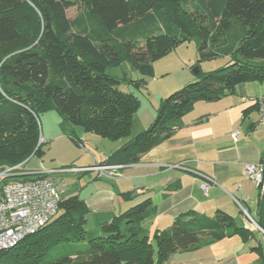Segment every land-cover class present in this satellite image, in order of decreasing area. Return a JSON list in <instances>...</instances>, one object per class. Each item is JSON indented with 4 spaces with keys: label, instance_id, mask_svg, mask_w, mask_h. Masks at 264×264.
Segmentation results:
<instances>
[{
    "label": "trees",
    "instance_id": "obj_1",
    "mask_svg": "<svg viewBox=\"0 0 264 264\" xmlns=\"http://www.w3.org/2000/svg\"><path fill=\"white\" fill-rule=\"evenodd\" d=\"M72 7L81 12L70 21ZM193 39L199 40L198 62L232 61L205 73L195 65L197 79L161 99L152 124L123 142L140 101L122 92L107 69L126 62L153 76L156 61ZM263 82L264 0H0V168L43 156L38 117L45 112L57 113L71 137L81 128L122 141L100 165L126 166L168 139L197 102H215L237 86ZM143 83L133 84L139 89ZM86 214L77 195L62 198L57 216L2 251L0 264H166L178 252L226 237H252L218 210L213 217L182 214L150 240L139 227L154 214L149 199L103 222L100 233L87 230ZM256 223L264 230V207H258ZM65 246L66 255L50 257Z\"/></svg>",
    "mask_w": 264,
    "mask_h": 264
},
{
    "label": "crops",
    "instance_id": "obj_2",
    "mask_svg": "<svg viewBox=\"0 0 264 264\" xmlns=\"http://www.w3.org/2000/svg\"><path fill=\"white\" fill-rule=\"evenodd\" d=\"M194 80L184 74L179 84L184 86ZM170 92L166 91V95ZM166 95L159 97L158 105ZM260 98H264V82L237 86L232 93L215 102H197L183 117L181 127L142 155L136 164L123 166L119 176L98 178L95 170L75 173L85 175L84 187L76 191L67 187L62 177H57L55 180L66 186L62 198L77 195L83 200L87 208V228L92 226L90 230L95 233H100L103 222L117 219L128 209L149 199L154 214L142 220L139 227L150 240L168 232L175 219L188 212L213 217L218 210L234 215L236 210L239 213L243 209L246 213L248 210L253 212L252 219L256 222L257 187L246 177L243 166L257 164L264 157V124L258 122V106L254 102ZM138 121L143 131L152 124L153 116ZM235 132L239 135L233 142ZM54 134L46 138L49 141L57 139ZM81 138L78 145L82 147ZM63 143L62 146L57 144V148L77 151L74 162L80 163L81 168H92L109 157L103 154V159L101 156L98 159L102 160L98 161L96 156L91 157L71 144ZM117 144L112 152L122 141ZM42 158L30 159L24 171L49 175L52 171L44 165ZM204 183L209 185L206 192L201 190ZM242 224L252 231V237L247 241L238 236L226 237L195 251L178 252L166 264H264V235L250 229L245 219Z\"/></svg>",
    "mask_w": 264,
    "mask_h": 264
},
{
    "label": "rangeland",
    "instance_id": "obj_3",
    "mask_svg": "<svg viewBox=\"0 0 264 264\" xmlns=\"http://www.w3.org/2000/svg\"><path fill=\"white\" fill-rule=\"evenodd\" d=\"M80 12L81 11L77 7H72L67 10V17L70 21H73ZM198 44L199 40L193 39L185 45L177 47L170 54L156 61L153 67V76L150 77L141 75L126 62H122L117 67L107 69L106 73L120 82L119 89L122 92L131 93L140 101L138 111L133 116L131 135L127 139L122 140L123 142L132 139L137 134H139L140 131H142L140 130L141 127L140 121H138L139 119L144 121L145 118L153 116L154 121L156 115L155 109L158 105L159 97L166 95V91L168 90L172 92L167 94L165 97H168V95L171 93L183 88L185 85L181 86L179 82L181 79H183L184 74H187L191 78L197 79V75L194 73L196 70L195 65H198L199 69L205 73L225 66L232 61V59L229 57H220L213 61L198 62ZM123 78H125V81H123ZM141 80L144 81L145 84H141L140 88L137 89L133 83L140 82ZM61 123V118L54 111L45 112L39 115L38 128L41 152L43 155L42 161L47 168L51 169L52 172L49 174L50 177L54 179L57 177H62L67 187L73 188L75 191L78 188V190H80L85 185L83 179L85 175L79 176L75 175L74 172L69 171V168H81L80 163H78V165L74 162L77 151H67V148H65V151L64 148H57V144L62 146V144H64L63 142H67L68 144L74 146L79 152L81 151L83 153H88L91 157L94 155L97 157V159L101 158L102 156L103 159V154L109 156L111 153H113L112 151L118 146V142L116 143L107 141L96 135L85 133L81 128H74V131L81 136L78 134L76 135L75 133L74 136L71 137L69 136V133H67L66 128L61 126ZM62 130L63 132H61ZM53 133H55V136L53 137H57V139L49 141L46 137H51ZM85 134H87L86 137H83ZM79 137L83 138H81L83 144L82 147L80 144L78 145L80 140ZM59 139L62 141L58 142L57 140ZM50 143L52 144L49 148ZM102 159H98V161ZM102 162H99V164ZM248 211L247 213L249 217L253 218V212ZM230 216L234 217L239 223H242V220L244 219H248L244 212L238 213L237 210L234 212V215ZM247 226L252 225L247 223ZM91 228L92 226H89L87 230L89 231ZM254 232L257 233L258 231L254 228ZM68 252L69 248L66 246L54 248L52 251H50V257L52 259H57L56 257L64 256Z\"/></svg>",
    "mask_w": 264,
    "mask_h": 264
},
{
    "label": "built area",
    "instance_id": "obj_4",
    "mask_svg": "<svg viewBox=\"0 0 264 264\" xmlns=\"http://www.w3.org/2000/svg\"><path fill=\"white\" fill-rule=\"evenodd\" d=\"M258 122L264 124V98L256 99ZM239 133L232 134L236 142ZM40 143V141H39ZM25 164L0 168V253L16 247L24 238L34 235L50 223L58 214L65 184L49 175L44 177L22 178L27 175ZM123 168L120 165L99 164L92 168H69L71 172L82 173L95 170L98 177L115 178ZM246 177L255 182L258 192V207H264V157L257 164L243 166ZM207 183L201 185L206 192ZM245 213L250 229H256L264 235V230Z\"/></svg>",
    "mask_w": 264,
    "mask_h": 264
},
{
    "label": "water",
    "instance_id": "obj_5",
    "mask_svg": "<svg viewBox=\"0 0 264 264\" xmlns=\"http://www.w3.org/2000/svg\"><path fill=\"white\" fill-rule=\"evenodd\" d=\"M194 73L196 74V73H197V71L195 70V71H194Z\"/></svg>",
    "mask_w": 264,
    "mask_h": 264
}]
</instances>
